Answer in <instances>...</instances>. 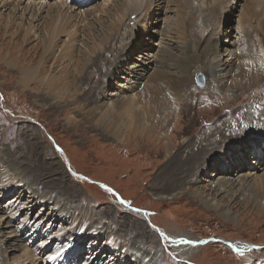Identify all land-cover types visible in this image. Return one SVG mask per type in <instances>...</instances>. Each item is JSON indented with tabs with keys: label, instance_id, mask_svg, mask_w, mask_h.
<instances>
[{
	"label": "rangeland",
	"instance_id": "rangeland-1",
	"mask_svg": "<svg viewBox=\"0 0 264 264\" xmlns=\"http://www.w3.org/2000/svg\"><path fill=\"white\" fill-rule=\"evenodd\" d=\"M183 1L0 0L1 58L8 51L25 67L44 58L45 76L62 78L68 63L57 56L62 47L76 49L71 68L100 52L97 67L87 68L89 82L78 81L82 71L75 86L60 92L36 81L23 86L16 63L0 58V264H264V203L254 195L255 190L264 193V82L236 90L234 99L215 86L209 68L204 90L194 84L197 70L190 84L206 51L223 56L241 51L239 26L249 0H230L215 22L204 0H198V14L194 8L183 16ZM133 4L149 8L139 21L137 42L130 44L136 32L126 17L136 12ZM123 12L116 38L120 50L114 52L109 44L117 30L111 23ZM52 22L61 31L49 58L42 55L41 43ZM37 24L29 37L19 38L22 28ZM257 46L252 45V53ZM105 50L114 52L110 60ZM182 55L191 70L185 75L188 90L186 98L171 101L165 128L147 126L142 135L122 131L114 146L97 117L119 96L151 89L159 69L155 62H174ZM93 83L100 88L108 83L103 98ZM210 107L213 111L206 112ZM208 144L209 153L194 154ZM173 155L177 167L186 160L191 170H164ZM174 175L175 184L163 189ZM219 182L232 183L231 188L212 192ZM166 235L195 242L173 243ZM238 243L253 250L238 251ZM25 253H30L27 260Z\"/></svg>",
	"mask_w": 264,
	"mask_h": 264
},
{
	"label": "bare ground",
	"instance_id": "bare-ground-1",
	"mask_svg": "<svg viewBox=\"0 0 264 264\" xmlns=\"http://www.w3.org/2000/svg\"><path fill=\"white\" fill-rule=\"evenodd\" d=\"M229 1L230 0H204V3L206 5V10L208 13L207 16L210 15L211 22H215V20L219 17V11L224 10V8L227 6V4H229ZM199 3H201V0ZM197 4H198V0H184L180 6L182 8V10L184 11L183 16H184V14L187 15V13L190 12V11H188L189 9L192 10L194 8H197V14H198V11L200 10L199 7L202 4H200V5H197ZM135 6L136 5H134V9H136L135 10L136 12L129 13L128 16L126 17V18L130 19L129 20L130 22L128 21L129 27L132 28L134 33L136 32L134 34V37H132L130 39V41H129L130 44H132L133 42H137V33H138L137 27L139 26V21L144 19L143 18L145 15L144 12H147V10H148L147 8H149L146 5L145 6L140 5L137 7H135ZM127 8L131 9V6H130V8L129 7H127ZM124 15H125V13L123 12L121 17L117 19V22L111 23L112 29L117 30L116 32H114L115 35L111 41L114 43L109 44V47H111V51L115 50L114 52H117L120 50V48H119L120 45H119L118 41H121V39L116 40V38L118 37L117 35H119V32L123 26L122 20H123ZM132 15H134V18H131ZM34 17H35V14L32 15L31 19H33ZM37 19L38 18H36V20ZM244 21H245V23H244ZM244 21H242L240 23V26H239V28L241 29V33H242V35L239 37V40H238L240 43V50L241 51L237 50L236 54H234L233 56H231V54L225 53L224 56H229V58H225L223 56V54L220 55V54L213 53L212 51H210V52L206 51L204 57L202 58L203 59L202 65H200V67L192 70L193 72L191 75V83L190 84L193 85V75H194V72L197 70L196 74H198V73L201 74L202 79L204 81V87L201 89V90H204L206 88L205 79L207 80L206 71H207V68H209L208 73L210 74L211 78L213 77V79L216 83L215 86L217 85L220 89L222 88L223 94L225 95L224 97H226V98L234 99L236 90H240V89L241 90L242 89L248 90V89H253V88H257V87L261 86V83L264 82V0H249L248 6L246 9V18ZM251 21L254 23L250 24ZM56 23H57V21H56ZM245 25H247L248 28H251V29H252V25L257 26V28L260 27L261 29L256 30V31H253V30L250 31V30H248V28ZM58 26H60V25H58ZM244 26H245V28H244ZM34 28H36L35 30H37L39 28L38 24L33 25V26L28 25L26 28H22L24 30V33H23V35H20L21 32L19 31L18 35L21 36L19 38H22L24 40L26 37H29L31 35L30 31ZM66 30L67 29L65 28V31ZM60 31H61V29H59V31L57 30V32H56V26H55V23H53V22L47 26L46 40L42 39V43H41V46L43 49V52H41V53L43 56H47L49 58L53 57L52 53L55 50V46H56L53 44L54 43L53 41H54L55 37L58 35V32H60ZM67 32H69V31H67ZM74 33H75V31L70 34V39H72V37H74ZM255 38H258V40ZM118 39H119V37H118ZM238 41H237V43H238ZM255 43L258 44V46H257L258 50L254 51L252 53L251 52L252 45L255 46ZM138 47L139 46L135 47V49L138 50ZM246 47H248V48H246ZM187 49H188L187 47H185L183 49L184 55L186 54ZM75 50H76L75 47L68 45V46H66V48L62 47L61 50L58 52L57 56L62 61L68 60V63L66 65L69 66V65H72L73 62H75L71 59L73 57V55H75ZM114 52L111 53V52H108L105 50L103 52L106 56L105 58L109 57V59H106V60H110L113 57ZM2 53H3L1 55L2 58L5 61H7L8 64L13 66L16 63L15 64V70H17L18 76L20 77V79H21L20 81L22 82L23 86H26V85L30 84L31 82L36 81V82L40 83V85L45 86L48 89V91H53V89H55V91H58V92H60L61 88H63L64 91H67L68 87H70L71 85L75 86V82L77 81V76L82 75V71H84V74H83L84 77H80L78 79V81L81 84L82 83H85V84L88 83L91 77L90 76L87 77L88 75L86 76V72L88 71L87 68H93L94 66L97 67V62L100 59V52L96 53L94 55L95 56L94 59H92L91 56H87V57H85L84 62L80 63V61L79 62L77 61L75 67L71 68V67L65 66L64 75L62 78L60 76L57 78H51V77L45 76V74H44V71H43L44 66L42 64L44 62V58L38 63V65H36L34 67H30V66L25 67L26 64H24V63L21 64L20 56L13 58V57H11L10 52H8V51L6 53H4V52H2ZM123 53H124V55L126 53V55L124 57H128L126 48L123 49L122 54ZM122 54L120 55V57H123ZM9 56H10V59H9ZM190 56H191V54H190ZM181 57H182V59L174 61V62L172 60H170L169 58L168 59L161 58V60L159 62H155L157 60L153 59V61L155 63H157L159 69L155 70L154 71L155 74L152 75L153 76L152 80L154 83L152 88L150 89L147 86H143L140 89V91L136 94L126 96V97H120L119 96L113 102V104L111 106H109V109L106 108L107 110H105V112H102L103 114H101V115L99 114L100 116L97 117L96 124L100 125L104 130H107V128H108L111 136L114 138V146L116 145L117 140L120 141L119 133L122 131H125V133H133L134 135L136 133H138L139 135H142V134L146 133L145 129L147 126L150 127V130L153 129V127H159V126L161 128L164 127L165 122L167 121V118L170 115V113L168 112V108L171 107V104H172L171 101L172 100L175 101L178 97L187 93V90H188L186 87L187 80H186L185 75L187 76V73H188V76H190L189 72L191 70H189L187 72V70H186L187 67L185 64V61L187 58H185L183 55ZM192 58L194 59V56L189 58L190 59L189 61L193 63L194 60ZM23 60L25 61L26 59L24 58ZM90 60H91V63L89 65ZM92 65H94V66H92ZM153 66H155V64H153ZM172 67L175 69V72H172V70H171ZM109 68L110 67L108 65L106 72L110 70ZM149 68H147V70ZM196 74H195V76H196ZM195 76H194V84H195ZM161 77H162V79H161ZM99 79H100V77H99ZM208 81H211V79ZM65 84H66V88H65ZM107 85H108V83H107ZM107 85L100 88L99 86H97L96 83H93V85H91V86L94 90L99 91L101 93L100 97L103 98L106 95L105 94V92H106L105 88L107 87ZM182 97H185V96H182ZM185 107H187V106H185ZM137 109H140L141 112L137 111ZM212 109L213 108L210 107L208 109V111L207 110H205V111L206 112H209V111L212 112L213 111ZM175 110H178V108ZM258 114H259V112H258ZM174 117H175V114H174ZM176 121L178 122V120H176ZM195 121H196V119H195ZM235 122H236V120H235ZM166 124H167V122H166ZM148 127L146 129L147 131L149 130ZM126 130H127V132H126ZM129 130L135 131V132H128ZM156 134L158 136V131ZM171 138H172V136H171ZM159 139H160V137H159ZM210 145L211 144H208V147L202 146L200 149H198V147H196L194 154H196V156L201 155L203 157L205 154L209 153V149H211ZM157 151H159V150H157ZM64 156H65V154H64ZM65 164H66V162H65ZM68 164H69V161H68ZM180 165H181L180 167H177V158L173 155V157L170 159L168 157V161H167L166 165L164 166V170H191V167H189L188 162L186 160L181 161ZM66 166H67V164H66ZM71 171L76 172L75 170H72V169H71ZM186 174L188 175L189 172L187 171ZM194 179H195V177L193 178V180ZM176 180H177L176 175H174L173 177L171 176L169 178H166V181L164 182V183H166V186L163 189H167V190L170 189V187H172L175 184ZM224 183H226V182H219V183L215 184L216 185L215 187H217V188H212L211 189L212 192L216 193L217 191H224V192L228 191L229 188H231L232 183H230L228 185H224ZM254 195H256V199H257L256 202L257 203L261 202V201L264 203V193L262 194V193L257 192V190H255ZM162 197H164V196H162ZM166 198H170V197H166ZM203 203H206V202H203ZM209 205L211 206V204H209ZM132 211L140 213L141 215H143L141 213L142 211L140 208L134 207V208H132ZM149 223H151V221H149ZM153 227L155 228L156 226H153ZM165 238H166L165 240H167L169 242H173V243H176L175 241L182 240L180 244H188L189 242H192V243L195 242L194 240H190V239H186V238H175V239H173L170 235H166ZM200 242L205 243L203 240H200ZM197 243H198V241H196V243H194V244H197ZM233 244H234V246H237L236 243H233ZM233 244H230V245L232 246ZM238 244H241V243H238ZM188 245H192V244H188ZM241 245H242V247L238 248V251L249 252V251L253 250L252 245H249L246 243H242ZM27 254L28 253H25V255H24L25 256L24 259H26V260L29 259V257H30V253H29V255H27ZM4 260L7 261L6 258ZM2 263L3 262L1 261V264Z\"/></svg>",
	"mask_w": 264,
	"mask_h": 264
},
{
	"label": "water",
	"instance_id": "water-1",
	"mask_svg": "<svg viewBox=\"0 0 264 264\" xmlns=\"http://www.w3.org/2000/svg\"><path fill=\"white\" fill-rule=\"evenodd\" d=\"M195 82H196V84H197V86L199 87V88H203L204 87V81H203V79H202V76H201V74H196V76H195ZM59 150H60V152H61V154L64 156V153H63V151L60 149V148H58ZM65 157V156H64ZM65 162H66V164H67V167L68 168H70V165L68 164V159L65 157ZM71 169V168H70ZM208 240H211V238H208V239H204L203 241L204 242H206V241H208ZM198 243H200V241L198 242ZM197 243V244H198Z\"/></svg>",
	"mask_w": 264,
	"mask_h": 264
},
{
	"label": "snow or ice",
	"instance_id": "snow-or-ice-1",
	"mask_svg": "<svg viewBox=\"0 0 264 264\" xmlns=\"http://www.w3.org/2000/svg\"><path fill=\"white\" fill-rule=\"evenodd\" d=\"M52 259H54L55 257H51Z\"/></svg>",
	"mask_w": 264,
	"mask_h": 264
}]
</instances>
